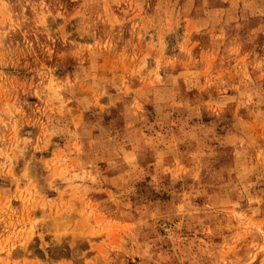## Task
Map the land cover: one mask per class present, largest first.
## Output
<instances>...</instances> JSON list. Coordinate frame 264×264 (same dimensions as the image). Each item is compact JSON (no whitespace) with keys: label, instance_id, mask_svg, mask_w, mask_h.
<instances>
[{"label":"rangeland","instance_id":"1","mask_svg":"<svg viewBox=\"0 0 264 264\" xmlns=\"http://www.w3.org/2000/svg\"><path fill=\"white\" fill-rule=\"evenodd\" d=\"M0 264H264V0H0Z\"/></svg>","mask_w":264,"mask_h":264}]
</instances>
